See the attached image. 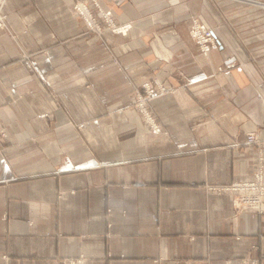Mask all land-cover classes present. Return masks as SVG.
Returning <instances> with one entry per match:
<instances>
[{"label":"crops","instance_id":"obj_1","mask_svg":"<svg viewBox=\"0 0 264 264\" xmlns=\"http://www.w3.org/2000/svg\"><path fill=\"white\" fill-rule=\"evenodd\" d=\"M73 1L6 3L17 39L0 30V264H264V212L206 189L249 179L244 132L264 138V0H99L133 24L109 36L127 79L79 35ZM191 14L218 38L207 55L187 35ZM153 76L174 88L150 104L166 136L128 104V81Z\"/></svg>","mask_w":264,"mask_h":264},{"label":"rangeland","instance_id":"obj_2","mask_svg":"<svg viewBox=\"0 0 264 264\" xmlns=\"http://www.w3.org/2000/svg\"><path fill=\"white\" fill-rule=\"evenodd\" d=\"M94 2H97L100 8H105V9L106 8H109V7L105 6L104 4H102L99 0H74L71 3V6H70L71 14L75 18V20H77V22H78V24L80 26L79 35L80 36H84L82 38H84L85 42H87V40L90 39V38H94L96 40V42L100 46H102L104 48V50L110 55V57L113 59V61L117 64L119 70L122 71V73L124 74V77L127 79V72L124 70V67L119 62L116 54L114 53L113 46L110 43V39H109V36L111 34H118V35H123V34L122 33H113L111 29L110 30L107 29L106 23H105V21H103V18L99 14V11H97V9H96V7L94 5ZM252 2L259 3V4H262L263 3V2L261 3L258 0H254ZM6 3H7V0H0V30H3L10 37V39H12L14 42H16L17 33L12 30V28H11V26L9 24V21H8V10L6 9ZM79 4H84V6H86L87 10L89 11L90 15L93 18H95V19L98 20L99 25H100L101 33H98L97 34L96 32H94L92 30V27L86 22L84 15L81 13L80 10H78L79 9ZM112 15H113V13H112ZM191 17H196L201 22L203 21L200 16L191 14L190 21H189V25H188V28H187V35H188L189 38H190V36H189V27H190V25L192 23ZM113 23L116 26H121V25L129 24L128 29H127V32L123 36L127 35L128 32L130 31V29L133 26V24H132L131 21H125V22L118 21L114 17V15H113ZM207 26L210 27L209 25H207ZM24 31H27V30L25 29ZM212 31H213V29H212ZM190 40L197 46V44L191 38H190ZM197 48H198L199 52H201L198 46H197ZM38 54L48 55V51L45 48H40L38 51H36L34 53H31V54L26 53V52H21L20 53L21 57H24V58H31V56L33 57V56H36ZM253 60H255V58L253 56H250L249 57V61H253ZM217 71L218 72L221 71V70H219V67H218ZM36 77L38 79H40V83L42 84V86L45 87L47 93L50 96V100H51L52 104H54L53 106L54 107H58L60 105V102H59V92H58V89L55 86V84H53L52 81H51V79H50L51 74H49V73H46V74H36ZM156 80L157 81L159 80L160 83L165 88V90L162 93L160 92L159 88L157 87V85L155 83ZM128 82H129V85H130V91H129V95H128V104L137 113V115L140 118V121H141L142 125L146 128L147 132L149 134H153V135H159V134H163L165 136L168 135V131L165 130L162 127L160 121L153 114V112H152V110L150 108V104H151V101L154 98H156L157 96L166 94L168 92H171V91L174 90V88H172L170 86H166L163 80H161V79H159L158 77H155V76H153V77H151L149 79H144V80L139 81V82H135L133 80H130ZM146 84H149L148 86L154 90V94L152 96H149V94H147L146 90L144 89L143 86L146 85ZM142 100L146 101V107H147V110L150 113L149 117L153 121H155L156 125L160 129V132H156L155 133V132L151 131V122L141 112L142 107H141L140 103H141ZM40 116H45V113H41ZM210 117H211L210 119L212 121H214V122L219 119L217 116H215V117L214 116H210ZM76 127H77L78 130L81 129V126L80 125H76ZM247 131L248 130H246L245 132H247ZM245 132H244V135H245ZM258 135H259L260 138H263V137L260 136L259 133H258ZM7 137H8V133H7ZM244 138H245V136L243 137V139ZM5 140H7V139L5 138L3 141H5ZM78 141H80V139ZM255 150H256V156H255L256 159L254 161V169L252 171V176L250 178L254 177L256 175V173L258 172L257 171L258 170V163H257L258 149L255 148ZM243 180H246V179H243ZM236 181H240V180H235V181H232L231 183L225 184V185H222V184H216V185L208 184V185H206V189L208 191H214V192H218V193H221V192H224V191L229 192L231 194L230 195V198H231V202H232V206H233L234 212L239 213V211H237L236 208L234 207L233 199H234L235 196H234V192L231 190V187H230ZM107 209L110 210V207H108ZM242 212H246V210H243Z\"/></svg>","mask_w":264,"mask_h":264},{"label":"built area","instance_id":"obj_3","mask_svg":"<svg viewBox=\"0 0 264 264\" xmlns=\"http://www.w3.org/2000/svg\"><path fill=\"white\" fill-rule=\"evenodd\" d=\"M84 3V2H83ZM94 5L99 11V14L103 18V21L106 23L108 30H112L113 33H122L126 34L129 24L116 26L113 23L112 11L109 8H100L97 2H94ZM78 8V7H77ZM84 15L86 22L92 27L94 32L101 33L100 25L97 19L93 18L89 11L87 10L84 4H79V9ZM192 23L189 27V36L197 44L200 51L207 55L211 50L218 48L219 43L217 40H214L215 37L211 31V28L208 27L203 21L201 22L196 17H191ZM219 70H222V67H219ZM157 87L162 93L165 88L160 83V81H155ZM149 84L144 85L149 96L154 94V90L148 86ZM142 110L141 112L148 118L151 122V131L160 132L159 127L156 125L149 115V111L146 107V101L142 100L140 103ZM245 138L243 142L247 145H251L258 149L257 154V163H258V172L256 175L250 179L236 181L232 184L231 190L234 192V207L237 211L242 212L243 210L252 211V212H264V139L260 138L257 131L248 130L245 132ZM7 139V132L0 121V141ZM53 264H85V260L82 257L78 258H67L63 260H56ZM223 264H233L231 259H225ZM238 264H257L256 259H242Z\"/></svg>","mask_w":264,"mask_h":264},{"label":"bare ground","instance_id":"obj_4","mask_svg":"<svg viewBox=\"0 0 264 264\" xmlns=\"http://www.w3.org/2000/svg\"><path fill=\"white\" fill-rule=\"evenodd\" d=\"M211 31H212V29H211ZM212 33H213V36L215 37V39L214 40H217L218 41V38L216 37V35L214 34V32L212 31ZM218 43H219V41H218Z\"/></svg>","mask_w":264,"mask_h":264}]
</instances>
